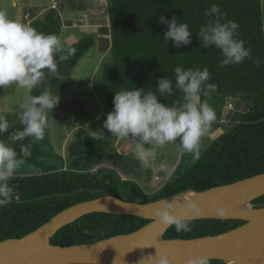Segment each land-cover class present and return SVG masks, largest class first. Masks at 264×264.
I'll use <instances>...</instances> for the list:
<instances>
[{
    "label": "trees",
    "instance_id": "trees-1",
    "mask_svg": "<svg viewBox=\"0 0 264 264\" xmlns=\"http://www.w3.org/2000/svg\"><path fill=\"white\" fill-rule=\"evenodd\" d=\"M109 21L110 59L100 67V91L106 103L113 108L114 92L123 89L141 88L155 91L156 81L163 77L173 81L172 96L160 97L162 103L179 106L182 93L175 89L174 68L207 67L210 83L216 91L201 100L217 98L219 105L227 98H239L245 103L243 113L233 117L234 124L206 144L202 145L196 159L182 166L185 153L164 183L150 195L136 197L137 184L121 179L114 170L101 167L105 162V147L99 139L85 135L78 127L73 132V141L68 146V166H55L43 160L45 151L41 142L28 137L12 141L10 134L22 130L18 115L4 116L9 127L0 135L18 154L21 146L31 145V155L25 163L38 166L37 174H18L9 181L14 189L12 202L0 207V241L19 238L34 230L63 208L103 194L137 202L152 201L186 190L200 191L209 187L230 183L244 177L264 172V31L260 0H104ZM212 4L226 13L225 19L238 23L237 38L250 49L252 59L240 64L222 66L220 50L214 46L203 47L198 36L201 25L209 17L205 13ZM32 11L31 25L45 34L59 35L62 20L59 7H48L41 18ZM176 17L177 23L189 26L191 43L176 47L172 40H164L167 26L159 23ZM95 38L87 34L72 43L74 55L56 62L66 66V75L78 60L94 46ZM259 58V65L253 59ZM39 95V85L32 89ZM104 140V139H102ZM252 206L264 205V195L251 201ZM192 231L179 232L170 225L163 238H191L213 235L243 223L237 219H189ZM144 219L121 213L92 212L85 214L58 229L50 242L59 246L90 243L112 235L131 232L145 223ZM210 260L209 264L217 263Z\"/></svg>",
    "mask_w": 264,
    "mask_h": 264
},
{
    "label": "clouds",
    "instance_id": "clouds-1",
    "mask_svg": "<svg viewBox=\"0 0 264 264\" xmlns=\"http://www.w3.org/2000/svg\"><path fill=\"white\" fill-rule=\"evenodd\" d=\"M205 14L214 18L201 25L198 36L204 48L214 46L220 50L222 66L252 59L250 49L245 47L242 39L237 38V22L225 19L227 14L221 12L216 4H212ZM159 23L167 26L163 36L165 41L171 39L176 47L191 43L189 26L184 22L177 23L175 16L170 20L160 16ZM61 52L64 49L57 35L45 34L0 11V88L17 84L30 91L37 87L45 69H56V56ZM74 53V48H68L65 54L59 55V59L66 60ZM253 63L259 65V58L253 59ZM174 76L175 89L182 93L183 103L179 106H168L161 102L160 97L172 96L174 93L173 81L163 77L156 81L155 91L134 87L114 92L113 110L103 121V128L111 136L132 142L143 168L153 166L156 158L153 146L162 148L168 143L179 141L178 146L184 153L198 156L201 138L216 119L215 110L201 100L202 95L208 96L217 88L216 84L209 82V69H184L177 66L174 68ZM58 101V95H53L49 90L27 97L18 115L23 128L10 134L11 140H24L28 137L35 141L42 140L48 126L49 113ZM8 127L5 117L0 115V135L7 132ZM92 134L103 136L102 133ZM30 155V144L21 146L18 154L5 140L0 139V207L12 202L14 189L9 181ZM159 168L165 172L171 170L166 162H161ZM191 207L196 208V205ZM172 211V204L165 203L162 208L154 211V215L162 224L174 226L177 233L191 232L190 221L171 214ZM217 211L221 215L226 213L224 208ZM155 264H170V261L161 255ZM186 264H209V260L207 257L189 258Z\"/></svg>",
    "mask_w": 264,
    "mask_h": 264
},
{
    "label": "water",
    "instance_id": "water-1",
    "mask_svg": "<svg viewBox=\"0 0 264 264\" xmlns=\"http://www.w3.org/2000/svg\"><path fill=\"white\" fill-rule=\"evenodd\" d=\"M186 192L191 194L187 199H178ZM261 195L264 172L152 201L137 202L103 194L63 208L19 238L1 240L0 264H155L161 255L170 264H186L189 258L201 257L217 260L215 264H264V205L251 204ZM165 203H171V214L182 219H237L243 223L213 235L165 239L163 234L170 225L162 224L154 215ZM193 204L196 208L191 207ZM219 208L226 209V213L219 214ZM92 212L134 215L148 222L131 232L90 243L59 246L50 242L58 229Z\"/></svg>",
    "mask_w": 264,
    "mask_h": 264
},
{
    "label": "rangeland",
    "instance_id": "rangeland-1",
    "mask_svg": "<svg viewBox=\"0 0 264 264\" xmlns=\"http://www.w3.org/2000/svg\"><path fill=\"white\" fill-rule=\"evenodd\" d=\"M260 1L264 23V0ZM46 5L57 6L59 9L62 7L58 11L62 20L58 37L62 41L64 50L87 34L94 36L96 44L78 60L69 75H66V66L59 62H56L54 71L44 70V76L39 83V92L49 90L53 95H58L59 101L49 113L48 133L42 144L46 154L43 160L55 166L63 164L67 167L68 146L73 141L74 130L81 127L85 135L99 139L105 147V162L95 166L92 171H97L101 167L111 168L121 179L137 184L138 199L143 195H150L164 183L178 165L182 150L178 146L179 141L168 143L162 148L153 146L156 152L153 166L143 168L132 142L111 136V133L103 128L106 115L113 110L100 91V67L110 59V32L105 1L53 0L52 3V0H0V11L32 27L29 21L32 11L28 8L33 6L42 8ZM45 11L37 12L36 17L41 18ZM30 95H33L32 89L29 91L17 84L0 88V113L19 114L22 104ZM202 101L207 102L215 110L216 119L201 138L199 150L202 149V145L228 130L234 124L233 117L243 113L245 109L244 101L235 97L225 99L221 105L214 97ZM92 133H102L103 136ZM185 154L182 160L183 167L188 166L197 157L194 154ZM161 162H166L171 170L169 172L160 170ZM40 171L38 166L24 163L16 175L37 174ZM247 205L251 206L250 203Z\"/></svg>",
    "mask_w": 264,
    "mask_h": 264
},
{
    "label": "crops",
    "instance_id": "crops-1",
    "mask_svg": "<svg viewBox=\"0 0 264 264\" xmlns=\"http://www.w3.org/2000/svg\"><path fill=\"white\" fill-rule=\"evenodd\" d=\"M52 3H53V0H52ZM54 3H55V2H54ZM33 7L36 8V9L39 8L38 11H35L36 13H37V12L39 13L40 11H45L48 7H53V6H51V5H46V6H42V8H41V6H40V7L33 6ZM60 9H62V7H61ZM60 9H59V10H60ZM36 16H37V14H36ZM31 19H32V18H31ZM31 19H30L29 21H31ZM29 21H28V22H29Z\"/></svg>",
    "mask_w": 264,
    "mask_h": 264
},
{
    "label": "bare ground",
    "instance_id": "bare-ground-1",
    "mask_svg": "<svg viewBox=\"0 0 264 264\" xmlns=\"http://www.w3.org/2000/svg\"><path fill=\"white\" fill-rule=\"evenodd\" d=\"M190 192L182 193L178 196V199L185 200L190 196Z\"/></svg>",
    "mask_w": 264,
    "mask_h": 264
}]
</instances>
